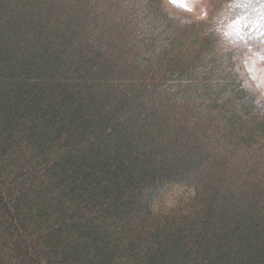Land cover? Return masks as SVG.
<instances>
[{"label": "trees", "instance_id": "trees-1", "mask_svg": "<svg viewBox=\"0 0 264 264\" xmlns=\"http://www.w3.org/2000/svg\"><path fill=\"white\" fill-rule=\"evenodd\" d=\"M254 2L0 0V264H264Z\"/></svg>", "mask_w": 264, "mask_h": 264}, {"label": "rangeland", "instance_id": "rangeland-1", "mask_svg": "<svg viewBox=\"0 0 264 264\" xmlns=\"http://www.w3.org/2000/svg\"><path fill=\"white\" fill-rule=\"evenodd\" d=\"M218 0H163L169 13L183 21L193 23L207 19L210 12L217 5ZM235 55L236 70L246 89L250 90L258 104L264 108V50L254 52L250 47L241 46ZM192 192L184 187L175 188L165 200L161 201L160 208L170 211L187 202ZM176 209V208H174Z\"/></svg>", "mask_w": 264, "mask_h": 264}, {"label": "clouds", "instance_id": "clouds-1", "mask_svg": "<svg viewBox=\"0 0 264 264\" xmlns=\"http://www.w3.org/2000/svg\"><path fill=\"white\" fill-rule=\"evenodd\" d=\"M243 7L250 10V16L260 17L264 13V0H255L254 3H249Z\"/></svg>", "mask_w": 264, "mask_h": 264}]
</instances>
